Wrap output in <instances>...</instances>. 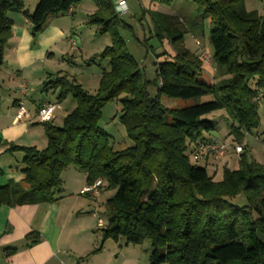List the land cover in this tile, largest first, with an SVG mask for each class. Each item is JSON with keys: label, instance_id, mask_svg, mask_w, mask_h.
Returning <instances> with one entry per match:
<instances>
[{"label": "trees", "instance_id": "trees-1", "mask_svg": "<svg viewBox=\"0 0 264 264\" xmlns=\"http://www.w3.org/2000/svg\"><path fill=\"white\" fill-rule=\"evenodd\" d=\"M85 0H39L34 12L24 0H0V72L12 38L11 14H24L36 39L51 18L68 15ZM96 10L89 25L109 35L111 46L91 60L108 61L96 95L68 75L51 76L44 91H58V103L72 96L76 107L61 128L44 123L47 148L12 147L24 154L20 183L0 186L2 206L47 205L58 201L63 173L76 168L87 185L101 180L113 190L103 243L124 239L126 245L151 243L149 264H264V165L241 154L237 170L224 169L219 182L205 164H192L190 146L206 139L216 125L204 120L225 110L235 125L230 136L241 144L259 127V102L264 101V18L247 11L245 0H189L210 20L213 61L222 76L218 83L206 73L204 60L187 49L190 33L176 16L151 12L155 35L168 40L175 55L159 63L156 79L146 80L119 30L129 28L113 0H92ZM170 7L176 0H149ZM158 86L156 96L149 87ZM209 102L169 109L161 97ZM124 96L123 99H120ZM121 100L120 121L134 146L114 151L111 136L99 123L104 107ZM169 118L171 119L169 121ZM193 147V146H192ZM245 195V206L231 200ZM36 233L27 235L33 243ZM102 243V244H103ZM99 251V250H98ZM96 251V252H98ZM16 248H6L7 257Z\"/></svg>", "mask_w": 264, "mask_h": 264}, {"label": "rangeland", "instance_id": "rangeland-1", "mask_svg": "<svg viewBox=\"0 0 264 264\" xmlns=\"http://www.w3.org/2000/svg\"><path fill=\"white\" fill-rule=\"evenodd\" d=\"M245 0L246 8L249 11L258 10V14L264 18V0ZM130 12L128 15L121 16L129 28H122L119 30L120 35L126 42V46L130 54L139 62L146 80L153 82L156 79V71L159 63L165 61V59L173 57L175 55L173 48L168 40L160 41L155 35V28L151 12H161L166 15L176 16L181 22L188 27L190 33L185 37V45L187 49L195 52L198 56L206 55L210 62H204L205 71L207 74L215 79L218 83L224 79L229 78L228 76H222L221 71L218 70L214 63L213 49L210 44V32L212 25L209 19L202 18L197 13V6L195 3L189 0H176L175 3L170 6H162L152 4L149 0H127ZM28 1L24 0V5L27 8ZM96 8L95 3L92 0H85L82 4L77 7L78 19L75 22L72 38L76 40L77 46L75 49H71V45L66 44V41H62L60 45V51L56 50L55 60L50 58V62L47 65H39L37 73H29V95L40 94L44 99L45 94L44 84L48 82L47 76L44 73V67L48 69L49 73L56 75H68L70 78L76 80L86 91L92 95H96L100 88V81L104 70H109L108 61L100 63L99 59L93 58L100 55L107 47L111 46V38L109 35L99 34L97 27L89 25L90 16L83 15L84 10ZM96 10V9H95ZM34 11H31L32 14ZM70 19V15L68 16ZM48 24V23H47ZM47 27V25H46ZM45 27V28H46ZM69 32V31H68ZM32 43L35 44V39L31 32ZM44 73V74H43ZM32 76V77H31ZM44 78V79H43ZM46 78V79H45ZM158 86L154 83L149 87V92L152 96H156ZM42 92V93H41ZM51 95V94H50ZM121 96L120 99H123ZM42 99V98H40ZM213 96H205L200 99H173L166 96L161 97V103L169 109H183L188 108L197 104L212 101ZM57 107L52 124L56 127L61 128L65 119L66 112H71L76 107V102L72 96H68L62 103H54ZM2 106H5L4 104ZM259 118L260 123L257 129H254L250 134H246L241 144L234 141V138L230 136V130L233 125L232 120L228 118L225 110H221L204 117L207 120L216 125V130L210 134H204V137H216L222 140L228 145V152L226 156L220 159L218 162L210 161L208 172L210 176L214 177L216 182L223 179L224 169L237 170L239 167V161L241 155L236 156L235 147L242 146L243 152L249 161H254L260 165H264V101L259 102ZM122 114L121 100H116L112 103L107 104L102 110V119L100 120V127L105 130L110 136V146L114 151H121L134 146V142L128 137L124 126L120 121ZM37 119V118H36ZM171 119L169 118V121ZM37 123L30 125V128H34L33 140H37L36 145L28 136L24 139L19 140V145H9L7 152L9 154L15 153V159L17 160L20 150H11L12 147H36L38 150H44L47 148L48 139L46 137L45 127L43 123L37 119ZM199 141V140H197ZM200 143V142H199ZM199 143L190 146L188 154L191 153L193 148L197 147ZM20 157V156H19ZM14 158V157H13ZM12 165H7L6 170L11 174H16V166L20 167L23 164V159L19 160L17 164L16 160ZM192 164H197L192 158ZM199 167H203V163L197 164ZM14 175H10L9 183H20V181H12ZM64 181L68 188L69 196L68 199L78 203L79 209H84L87 218L85 221L91 222L96 228L98 235L103 243V228L107 225L110 214L107 211V202L113 196L114 191L101 188L100 195L97 198L91 196H81L80 191L86 187L83 173L77 172L76 170H67L63 173ZM16 177V176H15ZM104 185V183H103ZM234 205L245 206L247 200L245 195L238 196L231 200ZM93 215V218H92ZM109 247L113 249H124L126 242L121 239L118 243L112 240L106 241ZM100 243V244H101ZM105 243V242H104ZM103 243V244H104ZM102 244V245H103ZM101 246V245H100ZM121 247V248H120ZM136 247V248H135ZM120 248V249H119ZM129 251L136 253L134 255H128L131 259L125 262V264H149V257L152 252L151 243L149 241L144 242L140 246H130ZM137 251V252H135ZM138 254V255H137ZM125 256L124 260L121 259V264L127 259Z\"/></svg>", "mask_w": 264, "mask_h": 264}, {"label": "crops", "instance_id": "crops-1", "mask_svg": "<svg viewBox=\"0 0 264 264\" xmlns=\"http://www.w3.org/2000/svg\"><path fill=\"white\" fill-rule=\"evenodd\" d=\"M27 1L25 11L30 14L35 10L39 0ZM95 9L84 10L83 15L87 17ZM246 10L249 11L247 8ZM254 11L258 13V10ZM68 16L51 18L33 44L31 26L25 15L19 13L10 15L13 21L12 38L6 46L5 62L0 72V186L8 184L10 175H14V178L11 176L12 181L22 182L24 179L22 172L24 165L16 166V174L6 170V166L12 165L15 159V153L11 155L7 152L8 146L19 145V140L24 139L25 136L33 141L32 145H36L37 140L31 138L35 129L29 126L38 124L36 118L40 107L58 102V91H45L43 93L45 99L40 94L30 97L27 91L28 80L29 73H37L39 65L46 66L50 58L55 60L54 52L60 51L62 41H66V44L70 46L69 40L72 38L73 27L78 19L77 7L72 10L71 21ZM48 71L44 67L47 80L56 75ZM3 104L5 106H2ZM21 106L25 107L27 116L22 121H16V114ZM69 113L70 111L65 115ZM235 154L241 155L236 151ZM16 155L18 158L15 160L19 164L18 161L24 158V154ZM70 169L80 172L76 168ZM83 176L86 182V175L83 174ZM62 178L63 185L58 194L59 199L53 204L1 207L0 264H121V259L124 260L127 254L136 257V253L129 251L131 245H125L124 249L120 247V251L109 247L107 242L102 245L100 242L102 237L97 232L100 228L99 224L94 228L91 222L85 221L86 212L78 208V203L67 198L69 192L64 176ZM31 233L40 236L36 243L32 244L27 239V235ZM6 248H16L17 252L7 257L4 253ZM129 259L131 258L127 256L122 264Z\"/></svg>", "mask_w": 264, "mask_h": 264}, {"label": "built area", "instance_id": "built-area-1", "mask_svg": "<svg viewBox=\"0 0 264 264\" xmlns=\"http://www.w3.org/2000/svg\"><path fill=\"white\" fill-rule=\"evenodd\" d=\"M115 4L116 11L119 15L125 16L130 12V8L127 0H113ZM72 14V10L68 13V15ZM69 44L72 49L77 46L75 39L71 38L69 40ZM202 60L204 62L209 63L210 60L206 55H201ZM57 107L53 103H48L39 108L37 112V119L41 123H49L53 120L54 114ZM27 116V111L24 106H21L16 114V121H22L23 118ZM200 142V143H199ZM197 147H195L193 152V160L196 163H203L206 165L207 169L212 167L209 166L210 161L218 162L220 159L224 158L228 152V145L224 143L222 140L216 137H208L204 139L202 142L198 141ZM235 151L237 154H242L243 147L236 146ZM103 186V182L101 180L96 181L93 185H87L82 191L81 195H89L92 197H98L100 195V190Z\"/></svg>", "mask_w": 264, "mask_h": 264}]
</instances>
